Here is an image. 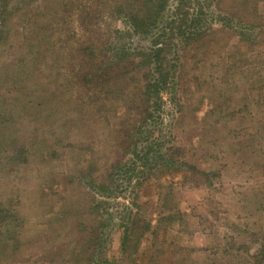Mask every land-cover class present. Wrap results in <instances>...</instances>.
<instances>
[{"label": "rangeland", "instance_id": "374dc122", "mask_svg": "<svg viewBox=\"0 0 264 264\" xmlns=\"http://www.w3.org/2000/svg\"><path fill=\"white\" fill-rule=\"evenodd\" d=\"M64 1L13 0V22L0 42V212L17 217L0 227V264H44L59 254L69 258L80 246L89 264H124L119 225L127 217L124 208H132L137 181L146 178L134 151L141 116L120 113L122 101L101 94L89 111L69 83L82 65L83 48L67 42L80 28L91 34L97 58L81 72L95 74L109 44L149 48L151 41L116 34L127 26L113 12L128 0H73L75 12L58 14ZM242 2L213 3L208 23L216 34L174 48L181 60L172 57L175 95L164 94V142L170 163L185 176L172 185L167 206L178 208L179 217L161 239L166 254L158 264H264L258 256L264 244V89L257 90L264 83L255 84L254 77L264 57L260 46L244 47L239 33L223 30L219 21L227 14L260 40L261 18L246 19ZM251 2L249 10L258 3L257 15L264 18V0ZM86 17L93 20L91 30L82 23ZM147 75L142 68L131 76L141 88ZM129 82L116 84L127 90ZM112 166L121 170L115 180L108 179ZM98 203L99 220L92 211ZM152 211L145 209L144 217ZM98 225L102 242L92 237Z\"/></svg>", "mask_w": 264, "mask_h": 264}, {"label": "trees", "instance_id": "16d2710c", "mask_svg": "<svg viewBox=\"0 0 264 264\" xmlns=\"http://www.w3.org/2000/svg\"><path fill=\"white\" fill-rule=\"evenodd\" d=\"M12 1L0 0V42L4 41V34H7L5 32L6 23L10 25L13 22L12 15L9 14ZM223 1L204 0V3H201L200 0H128V4L119 6L113 12V16L115 15L113 19L122 18L127 26V31H118L116 34H119L120 37L138 38L141 42H147L150 39L151 46L146 48L122 44L119 47H111V44H109L108 48H103L104 54L109 52L108 57L100 63L97 67L98 70H95V74L91 70L88 74L81 72L82 68L86 70L84 65H87L88 62L96 61L97 58L95 54L99 48L92 46L94 40H91V34L87 31L83 32L80 28L78 33L68 36L69 40L67 43H77V47L81 46L83 48L82 65L81 67L78 66L74 77L69 81L71 87L81 93L80 102L85 106H89L88 109L90 111V109H94L91 102L98 104L99 99L96 96L101 94L111 101L115 102L118 99L120 102L122 101L120 110L117 108L120 113L124 114L127 110V114L132 112V116L129 115L131 118L141 116L134 135L140 136V140L134 143V151L136 157L143 160L141 166L146 178L137 181V187L133 189L130 195L133 200L132 208H124L127 217L119 225L123 233L121 249L125 254L122 262L124 264H158L162 262V258L166 254V251L160 250L164 245L161 239L168 238V229L172 227L171 223L179 217L175 214L178 208L170 209L167 205L173 203L171 200L174 197L172 185L185 176V174L177 170L175 164L170 163L172 155L167 153V150L165 151L164 142V135H166L168 130L163 120V114L165 113L163 106L166 105L164 96L171 95V97H174L177 75V68L173 63L172 57L175 56L176 60H181L179 52L174 53V48L178 45L177 43H181L183 40L187 45L195 44L199 40L203 41V39L206 41V38L213 37L216 31L208 23L213 21L211 18L214 17L213 12H215L211 6L215 2L221 4ZM251 1L243 0L239 6L248 10L246 19L261 18V24L264 26V18L257 15L256 8L258 6L256 5L258 3L252 8V11L249 10L252 7L251 5L255 4ZM193 4H197L198 7L194 8ZM77 9L78 5L73 3V0H66L60 4L58 14L65 15L68 12H75ZM203 9H207V12H210L209 21L207 17H204ZM87 10L86 8L85 13L90 14V9ZM28 11L25 12L28 13ZM79 16L81 14H77V16L69 15L68 17L79 18ZM99 21L97 19V22ZM219 21L224 25L223 30L228 29L235 36H237L236 33H239V43L244 47L253 51L260 46L262 49L260 53L264 57V29L261 31L262 34L259 40L251 34L248 36L246 33L250 31L242 27L241 24L235 26V19L227 14L221 15ZM92 22V19L86 17V20L82 23L91 30ZM90 25L91 27L89 28ZM204 26H207V30L203 28ZM253 28L258 27L253 26ZM69 51L73 52L72 50ZM262 60L259 65L260 70L254 74L257 80L255 84L264 83V75L261 73L264 71V58ZM142 68L147 71L148 75L144 80L140 79L144 81V85L139 88V83L141 82H137L131 75L135 71L140 72ZM235 68H238V65ZM119 79L130 80L131 82L129 83L133 84L127 90L118 88ZM258 87L257 90L259 89L260 92L264 89V86ZM131 88L137 89L138 93H129ZM98 89L102 91L99 92L97 91ZM94 97L98 99L96 102L93 101ZM128 105L131 108L128 109ZM101 109H106L105 104L104 108ZM140 145L143 146L144 153L138 155L139 152L136 149ZM148 165H151V167L147 169ZM120 166V164L117 165V167ZM117 169L120 168L112 166L108 179L112 178L115 180L117 178V175L121 172V170L116 171ZM194 173L197 174V177L202 175L196 168H194ZM175 178L178 180H175ZM101 184L100 188L103 189L106 185L104 182ZM107 188L109 187L107 186ZM150 197L151 199L153 198V201L150 200ZM148 198L150 202L145 201ZM100 206H103V204L98 203L97 206L94 204L95 210H92L96 212L98 220L103 218V213L100 212L102 210L99 209ZM149 207L153 211L148 219L144 217L143 212ZM107 213L106 210L105 214ZM2 215V212H0V227L3 226L6 219L17 220V217L13 216L12 213ZM101 234H99L98 225L95 230L93 229V240L96 241V236H98V242H102L103 236ZM67 256L69 258L59 254L55 259L44 264H89L87 260L89 258L84 253L83 246L74 248ZM258 256L260 258L264 257V244L258 252ZM58 258L61 260L59 261Z\"/></svg>", "mask_w": 264, "mask_h": 264}]
</instances>
